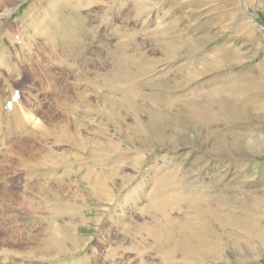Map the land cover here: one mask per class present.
Instances as JSON below:
<instances>
[{
    "label": "rangeland",
    "instance_id": "1",
    "mask_svg": "<svg viewBox=\"0 0 264 264\" xmlns=\"http://www.w3.org/2000/svg\"><path fill=\"white\" fill-rule=\"evenodd\" d=\"M7 12L0 264H264V0Z\"/></svg>",
    "mask_w": 264,
    "mask_h": 264
},
{
    "label": "bare ground",
    "instance_id": "2",
    "mask_svg": "<svg viewBox=\"0 0 264 264\" xmlns=\"http://www.w3.org/2000/svg\"><path fill=\"white\" fill-rule=\"evenodd\" d=\"M11 13V12H10ZM9 15V12L7 13H2L0 14V17H4L5 15ZM24 104L21 103L20 100H18L17 98V101L16 102H11V104L9 106H7V113H6V119L8 118H12L14 120H22V123H23V127L24 129L27 131L29 129H31V131H35V129L39 128L41 126V122L37 116V113L35 112H31V113H28L27 110L23 107ZM4 111H2L3 113ZM1 113V114H2ZM3 116H5V112L2 114ZM10 116V117H9ZM10 121V119H9ZM1 123V122H0ZM3 123V121H2ZM150 123V122H149ZM154 125V124H153ZM150 126V125H149ZM156 128H159V127H156L155 125L153 126V129H156ZM19 134H21L19 132ZM8 138V137H7ZM1 141V140H0ZM5 141V140H4ZM82 141V140H81ZM260 142V141H259ZM4 143V142H3ZM258 144V143H256ZM2 145V143H1ZM0 145V146H1ZM4 145V144H3ZM79 148H81V146L78 145ZM229 152V151H228ZM244 153V152H243ZM164 179V178H163ZM98 184V183H97ZM91 185V184H89ZM5 188H1L0 187V192L1 193H4L5 191ZM6 194V193H4ZM7 195V194H6ZM3 196V195H2ZM2 205V204H1ZM3 209V208H2Z\"/></svg>",
    "mask_w": 264,
    "mask_h": 264
}]
</instances>
